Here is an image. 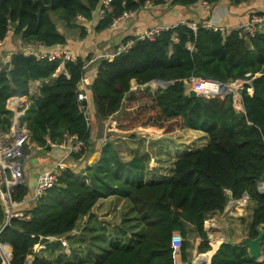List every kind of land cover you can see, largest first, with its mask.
Segmentation results:
<instances>
[{"label": "trees", "instance_id": "1", "mask_svg": "<svg viewBox=\"0 0 264 264\" xmlns=\"http://www.w3.org/2000/svg\"><path fill=\"white\" fill-rule=\"evenodd\" d=\"M147 1L112 0L97 29L110 28L115 18L128 10H140ZM152 1L187 7L202 1L214 5L220 0ZM44 2L50 9L39 18L37 0H0V42L13 30L25 44L66 45L69 36H86V28L75 20L80 16L93 19L101 0ZM11 21L19 22L16 29ZM89 61L80 56L66 61L67 72L58 76L62 58H37L19 51L10 62H0V132L12 127L14 112L8 101L17 96L31 103L20 119L30 131L31 144L46 147L49 141L60 144L77 137L85 147L71 155L76 160L84 157L90 147L91 125L80 108L78 93ZM194 77L222 83L245 81L239 89L244 109L236 108L233 91L190 97L186 81ZM158 78L173 83L154 91L148 83ZM35 80L44 83L38 95H31L30 84ZM91 88L98 117L114 116L119 132L136 138L191 128L206 132L209 142L177 159L171 176L159 181H144L141 159L123 162L108 143L101 160L87 170L90 183L66 167L59 181L24 212L28 217L8 219L0 203V243L11 245V264H25L33 254L31 264H50L34 248L49 237L75 231L101 197L114 194L129 202L134 214L132 234L126 243L116 241L112 248H101L96 264H179L172 247L176 232L183 238L182 262L194 264L187 250L188 238H201L199 252L211 250L206 216L223 212L231 197L248 195L258 205L249 232L252 237L257 235L256 226L264 222V192L259 189L264 182V30L249 36L244 30L225 32L203 23L196 29L173 26L154 39L136 40L119 55L100 58ZM27 193L28 188L22 186L14 198L21 200ZM0 253L8 264L10 246H1ZM1 256L0 264H4ZM211 264H264V257L255 260L247 246L224 242Z\"/></svg>", "mask_w": 264, "mask_h": 264}, {"label": "crops", "instance_id": "2", "mask_svg": "<svg viewBox=\"0 0 264 264\" xmlns=\"http://www.w3.org/2000/svg\"><path fill=\"white\" fill-rule=\"evenodd\" d=\"M150 1L151 3H146L134 16L123 21L117 29H97L99 23V8L94 12L93 19L80 16L75 20L76 23L86 28L87 34L82 38L78 34L76 36H69L67 44L62 47L72 51L78 57L90 59L87 72L84 76L89 94L87 109L91 116L90 147L85 156L79 160H76L70 152V147L75 142L73 138H68L67 141L60 143L58 146H52V149L46 153L34 151L32 149L33 144L31 147H28V156L25 158L24 184L28 188L27 196L33 193L39 174L52 168L60 160H64V168L69 167L75 170L78 176L90 183L91 178L87 170L101 160L104 148L108 143L114 146L123 162L128 163L136 158L141 159L139 163L144 171V181H159L170 177L177 159L200 150L208 144L209 136L201 130L184 128L169 134L143 135L135 138L132 137L131 133L115 130L114 116L107 119H100L97 115L91 88V84L97 76L99 58L104 54L115 52L126 40L144 32L150 27L157 25L175 26L181 20L195 23L215 21L222 27L223 31L230 32L239 24L248 21L253 14L264 13V0H248L239 5H232L231 0H220L209 8L205 7L202 2L186 7L171 5L168 2L166 4L156 5L152 0ZM37 45L25 44L21 37L14 36V31L11 30L8 36L0 42V62L6 63L5 61L11 58L13 53L19 51L27 53L29 50L35 49ZM43 49L49 50L50 47L43 45ZM58 75L60 74L56 72L55 76ZM43 83V80L32 81L30 84L31 95H38ZM137 86V81L135 79L132 80V87L135 88ZM80 88H83V84L82 86L80 84ZM30 107L31 103H28L26 99L17 96L10 98L8 108L14 112L12 127L9 132H0V134H12L18 126L25 127V125H22L20 119L24 117ZM16 120L18 121L17 124ZM180 132H186L185 134L191 135L195 134L199 138L196 139V143L191 145L189 144L191 139L187 142H178L169 138L170 135ZM106 137L108 140L104 142ZM183 142L185 143L183 144ZM31 206L32 203H28L24 206L16 207L14 210L16 212H25ZM257 208L258 205L250 199H247L245 195L241 199L231 197L223 212L208 214L205 222L212 249L207 252H199L198 247L201 238L196 236L194 245L187 246L192 262L198 264L202 261L203 264H211L212 256L214 255L212 251L218 250L228 230H233L239 235L249 234L252 227V216ZM133 217L134 214L131 212L129 202L125 196L114 194L101 197L93 207L91 213L79 221L78 228L75 231L63 236L47 238V240L39 243L35 247L37 249H34V252L43 256L50 264H64V261H62L64 258L63 249L64 241L68 242L67 237H72L76 233L77 240L81 238L85 244L84 239L89 237L88 230L96 227H104V225L114 230L112 236L113 242L123 241L126 243L132 234L130 226ZM221 227L225 231H219ZM137 230L139 231L140 228L137 227ZM117 231L119 234L116 233ZM219 238L222 239L220 243H218ZM3 245L10 246L8 264H11L12 247L10 244L0 243V247ZM199 257L203 259L198 260ZM176 259L178 263L182 262L180 254L176 256ZM3 263L7 264L4 260Z\"/></svg>", "mask_w": 264, "mask_h": 264}, {"label": "built area", "instance_id": "3", "mask_svg": "<svg viewBox=\"0 0 264 264\" xmlns=\"http://www.w3.org/2000/svg\"><path fill=\"white\" fill-rule=\"evenodd\" d=\"M111 1L112 0H101L100 6L98 7L100 20L104 19L107 10L111 9ZM147 3H151V1L148 0ZM202 3L207 8L211 7V4L206 1H202ZM137 11L138 10L125 11L122 15L113 20L110 28L117 29L123 21L131 16H134ZM179 24H185L194 29L198 27V23L188 22L185 20H181L176 25ZM203 24L206 27L222 29V27H220V25H218L215 21ZM171 27L173 26L157 25L150 27L144 32L126 40L115 52L104 54L101 56V58H110L119 55L120 53L128 50L136 40L154 39L159 33L168 30ZM235 29L244 30L249 36L256 35L259 31L264 30V13L253 14L248 21L239 24L237 27H235ZM27 54H33L37 58H62L64 64L66 61H75L78 58L75 53L62 46H55L50 48L49 50H44L43 44L40 43H38L35 49L29 50ZM10 60L11 58H8L5 62L8 63L10 62ZM88 65L89 62L85 65V67H88ZM1 70L2 67L0 66V71ZM85 81L86 78H83L81 82V86L83 84V88L79 89L78 100L81 110L84 111V113L87 115V119L91 124V118L88 114L87 109V103L89 100L88 86L86 85ZM235 82L222 83L216 80L194 77L189 81L187 80L186 85L188 86L187 92L191 88H193L197 92H204L208 96H216L218 94H221V92L224 91L227 87L232 89V86ZM107 140L108 138L106 137L104 139V142H106ZM74 141V145L70 147L71 153L79 151L83 147H85V143L77 137L74 138ZM49 142L52 146L59 145L58 143H54L52 141ZM31 145L30 131L26 127L18 126L12 134H0V203L4 208L8 219L14 216L22 218L28 217L25 216V213L23 211L16 212L14 209L16 207H21L25 204L38 201L49 188H51L59 181L62 170L64 169V160H60L52 168L39 174L34 191L30 196L26 195L21 200H15L14 197L16 190L24 186L25 184V158L28 156L27 148L31 147ZM182 243L183 238L181 234L179 232H176L172 238V247L176 251V256L179 255ZM64 246L68 247L66 241H64ZM198 264H203V262L201 261Z\"/></svg>", "mask_w": 264, "mask_h": 264}, {"label": "rangeland", "instance_id": "4", "mask_svg": "<svg viewBox=\"0 0 264 264\" xmlns=\"http://www.w3.org/2000/svg\"><path fill=\"white\" fill-rule=\"evenodd\" d=\"M243 84H244L243 81H238L235 82L232 86V90L235 93V106L237 107L238 110H243V106L241 103V95L239 94V89L242 88ZM186 87L188 90L187 85ZM169 133L172 132L162 133V134H169ZM185 133L186 132L175 133L173 135H170L169 138L173 141H178V142L181 141L187 142L189 139H191V142H189L190 145L197 142L196 139L199 138L198 135L196 136L195 134L191 135ZM185 142H183V144ZM113 234H114V230L110 229L107 225H104V227H96L94 229H89L88 230L89 237L84 239L85 244L84 242H82L81 238L77 240L78 237L76 236V233L72 237L71 236L67 237L68 247L64 246L63 249L64 258L62 259V261H64V264H96L97 254H100L102 252L101 248H109L112 245L114 246L113 237H112ZM195 239H196L195 236H190L187 240V244L194 245ZM82 243L84 244V246ZM33 255L29 256L31 261L33 260Z\"/></svg>", "mask_w": 264, "mask_h": 264}, {"label": "water", "instance_id": "5", "mask_svg": "<svg viewBox=\"0 0 264 264\" xmlns=\"http://www.w3.org/2000/svg\"><path fill=\"white\" fill-rule=\"evenodd\" d=\"M37 3L40 4V9L38 11V17L40 18L42 15V12L44 10H49L50 6L47 5L44 0H37ZM11 27L13 29H16L19 25L18 21H11ZM66 67L65 64H62L57 73L58 74H63L66 73ZM173 83V81H166L163 80L161 78L155 79L153 81H151L150 83H148L149 85L152 86L154 91H157L158 88L160 86L162 87H168L169 85H171ZM91 87H93V83L91 84ZM232 92V89L230 88H226L224 91L221 92L222 95H226L227 93ZM189 96L190 97H197V96H202V95H206L204 92H197L195 89L191 88L189 91ZM240 94V92H239ZM241 95V94H240ZM18 123V121L16 120V124ZM18 126V125H17ZM32 149L34 151H38L39 153H46L47 151L52 149V145H47L46 147H39L36 144L32 145ZM259 189L264 192V182H261L259 184ZM231 193V192H230ZM247 199H250L248 195H246ZM206 222H205V228H206ZM219 231L223 232L225 231V229L223 227H221L219 229ZM256 232L257 235L255 237H252L250 234H245V235H239L236 234L233 230H228L226 235L223 237V242H228V243H233V244H242L248 247L249 252L251 254V256L255 259V260H260L264 257V247H263V243H264V222L259 223L256 226ZM217 250H213L212 254L215 253ZM202 257H199L198 260H202ZM25 264H31V259L30 257H28L25 261ZM179 264H186L184 262H180Z\"/></svg>", "mask_w": 264, "mask_h": 264}, {"label": "bare ground", "instance_id": "6", "mask_svg": "<svg viewBox=\"0 0 264 264\" xmlns=\"http://www.w3.org/2000/svg\"><path fill=\"white\" fill-rule=\"evenodd\" d=\"M221 241H222V239H221V238H219V239H218V243H220Z\"/></svg>", "mask_w": 264, "mask_h": 264}]
</instances>
